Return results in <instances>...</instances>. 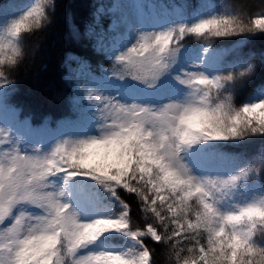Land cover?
Instances as JSON below:
<instances>
[{
    "label": "snow or ice",
    "instance_id": "6c2138e0",
    "mask_svg": "<svg viewBox=\"0 0 264 264\" xmlns=\"http://www.w3.org/2000/svg\"><path fill=\"white\" fill-rule=\"evenodd\" d=\"M126 8H96L85 36L112 68L74 58L57 133L8 104L52 0H0V264H264V0Z\"/></svg>",
    "mask_w": 264,
    "mask_h": 264
},
{
    "label": "trees",
    "instance_id": "16d2710c",
    "mask_svg": "<svg viewBox=\"0 0 264 264\" xmlns=\"http://www.w3.org/2000/svg\"><path fill=\"white\" fill-rule=\"evenodd\" d=\"M127 1L125 11L135 16L138 12L144 13L148 0ZM20 2L36 3L39 0ZM102 2L52 0L54 10L50 22L43 29L26 34V58L12 76L14 87L10 90L8 104L19 111L21 118L31 121L34 128L43 125L60 133L65 130L60 126L75 118L72 107L75 89L71 80L66 79L77 68L75 57L87 58L97 75L104 69L112 68L107 58L93 53L85 36L93 23L95 10ZM202 3H210L218 11L226 8L251 9L253 14L259 11L260 6V0H171V5L183 10L186 15ZM104 4L111 5V0H104ZM106 19L110 20L109 17ZM186 42L191 47H200L203 43L194 37L187 38ZM234 45V39L215 41V46L222 50L231 49ZM249 47L257 53L258 60L259 53L264 51V37L251 41ZM0 119L11 121L13 117L10 112L4 111L0 112ZM46 132V129H41L40 135L44 136ZM162 259L166 260V257Z\"/></svg>",
    "mask_w": 264,
    "mask_h": 264
},
{
    "label": "rangeland",
    "instance_id": "374dc122",
    "mask_svg": "<svg viewBox=\"0 0 264 264\" xmlns=\"http://www.w3.org/2000/svg\"><path fill=\"white\" fill-rule=\"evenodd\" d=\"M101 4H104V0ZM116 3H124L127 4V0H111V4ZM137 6V5H136ZM99 7V5L97 6ZM144 13L148 14V19H159L160 21H163L167 17L164 15L165 11H171L172 9H176L175 6L171 5V0H148L146 2ZM111 20V17H109ZM109 20V22H110Z\"/></svg>",
    "mask_w": 264,
    "mask_h": 264
}]
</instances>
